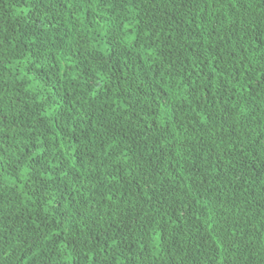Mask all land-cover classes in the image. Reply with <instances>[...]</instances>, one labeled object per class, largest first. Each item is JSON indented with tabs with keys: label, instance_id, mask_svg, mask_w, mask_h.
Here are the masks:
<instances>
[{
	"label": "trees",
	"instance_id": "1",
	"mask_svg": "<svg viewBox=\"0 0 264 264\" xmlns=\"http://www.w3.org/2000/svg\"><path fill=\"white\" fill-rule=\"evenodd\" d=\"M0 264H264V0H0Z\"/></svg>",
	"mask_w": 264,
	"mask_h": 264
}]
</instances>
